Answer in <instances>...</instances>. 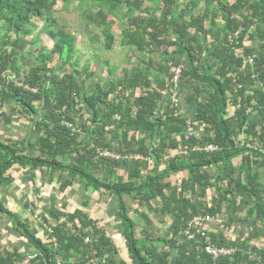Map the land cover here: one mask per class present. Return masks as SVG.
<instances>
[{"label":"trees","instance_id":"16d2710c","mask_svg":"<svg viewBox=\"0 0 264 264\" xmlns=\"http://www.w3.org/2000/svg\"><path fill=\"white\" fill-rule=\"evenodd\" d=\"M58 1L71 3L0 0V116L10 106L11 118L32 124L27 139L0 140V194L30 171L35 195L44 174L60 195L78 185L104 207L114 201L119 232L113 239L90 213L91 196L64 208L46 200L34 213L42 240L0 200L2 231H14L30 252L0 247V264H211L208 244L235 249L216 264H264V0H95L100 9L84 18L102 27L105 50L114 41L108 18L126 8L120 44L147 56L138 62L151 73L125 69L117 77L106 61L104 85L88 67L80 83L76 38L52 14ZM38 22L52 47L40 48L37 36L33 62L23 66L19 41ZM174 67L185 110L171 102ZM89 79L97 82L87 91ZM205 145L218 150L195 149ZM134 215L145 224L139 240ZM196 216L222 224L194 226Z\"/></svg>","mask_w":264,"mask_h":264},{"label":"rangeland","instance_id":"374dc122","mask_svg":"<svg viewBox=\"0 0 264 264\" xmlns=\"http://www.w3.org/2000/svg\"><path fill=\"white\" fill-rule=\"evenodd\" d=\"M181 1L182 0H179L180 5H182ZM99 9L100 7L97 5L95 0H71V3L66 6L58 1L53 7L52 14L59 28L65 30L66 32L72 33L76 38L74 59L78 61L77 68L75 69L77 71L76 75L80 80V83L83 79L80 71L82 68L88 67L89 71L95 73L100 77L101 80H103L98 82L104 85L106 83L104 79L108 75V66L105 64L106 61L109 63V68L116 74L117 77H121L122 71L125 69L130 71L137 69L143 74H148L149 72L145 70V67L140 62H138V57L146 59L147 56L139 55L134 50L125 48L120 44V33L127 26V21L125 18L127 14L126 8L116 10L108 18L112 22V33L114 35V41L110 51H106L104 48L105 38L102 27H97L95 24L84 18V11L95 13ZM200 9H198V11H200ZM41 27L42 24L38 22L37 28L32 31V34L27 39H21L19 41L20 45L23 46V56L21 57L23 66H28L33 62V59L36 55V49L38 47L33 45V42L37 36H39V39L38 37L37 39L40 43V48H44L46 51H49L52 47V41L48 39L46 32L41 31V35L38 34V31L41 29ZM17 52L20 53L19 50H17ZM53 59L56 60L55 55ZM74 59L72 60L74 61ZM93 79H89L87 81L83 80L84 88L87 91H90L93 88L94 83L97 82ZM179 99L181 100L182 98L180 97ZM182 108H186V104H184V102H182ZM4 110L6 113L9 112V115L8 117L0 116V140L6 142H19L27 139L29 137L30 127L32 126L27 116L20 117L17 115L16 117L11 118V107L7 106L4 108ZM253 117L256 118V115L252 116V118ZM194 127H196L193 128V130L197 136L204 134L202 126H198V128L195 125ZM184 138L185 136L183 135L182 139ZM31 141H34V138H32ZM211 172H213V170ZM29 173L30 171L17 173L15 183L11 186H8L1 192L0 200L6 204L10 211L22 216L25 222L30 224L31 229L37 234L39 238L46 240V236L39 228V219L35 217V215L40 212L42 201L46 202L47 200L55 202L56 204H59L58 207L64 208L62 205L63 203L66 205H73L75 202L80 206L87 196H91L92 201L90 206H88L90 213L103 222V226L107 229L109 235L114 239V223L110 218L111 216L107 214L111 207L114 208L115 212L116 206L114 205V201L111 202L112 205L109 203L104 207L103 199L100 200L95 193H85L78 185H76V190H72L71 192L68 191L60 195L57 192L58 185L56 183L50 185L48 177H46L44 174L37 175L38 179L37 185H35V187L37 186L41 190L34 195V186L28 181ZM58 176V173L53 174V178L55 180L58 178ZM63 178L64 176L62 177V180ZM214 195L215 194L212 189L207 192L208 203L211 202V198H213ZM126 203H128L130 206L134 205L130 198L126 199ZM26 205H32L33 207L30 208ZM245 224L247 226L251 225L250 222H246ZM4 225L5 222L0 220V247L3 248L4 251H9L11 248L17 247L18 249H22V251L30 255V252H28V246L24 245V242L18 238L14 231L10 233L2 231ZM163 227L166 228V226ZM158 230H160V228ZM229 237H233V235H229ZM123 252L124 251H122L121 254H123ZM121 257L128 263L126 255H121Z\"/></svg>","mask_w":264,"mask_h":264},{"label":"built area","instance_id":"2783aa9c","mask_svg":"<svg viewBox=\"0 0 264 264\" xmlns=\"http://www.w3.org/2000/svg\"><path fill=\"white\" fill-rule=\"evenodd\" d=\"M256 53H253L250 57L247 58L246 63H248L249 65H252L254 57H255ZM172 80H171V84H172V91H178L179 90V77L181 74V69L180 67H174L172 68ZM171 102L174 103V97H171ZM189 136V134H188ZM198 151H205V152H215L218 150V147L214 146V145H205L203 147H197L195 148ZM102 155H109L108 153H104ZM119 156H114V159H119ZM132 160H136L139 157H130ZM210 223L216 226H220L222 224V220L220 218H215V217H210V216H196L193 218V220L191 221V223L194 226H201L203 223ZM191 237V236H190ZM205 253L210 257L212 263L211 264H216L217 260L220 257H229L231 255L234 254L235 249L234 248H230V247H224V246H216V245H210L208 244L205 247ZM31 257H28L24 263H27L28 259H30Z\"/></svg>","mask_w":264,"mask_h":264},{"label":"crops","instance_id":"0c3cea01","mask_svg":"<svg viewBox=\"0 0 264 264\" xmlns=\"http://www.w3.org/2000/svg\"><path fill=\"white\" fill-rule=\"evenodd\" d=\"M217 26H220V23H217ZM179 92H180V89L178 90V92L176 93V95L174 96V103L176 104V105H181L182 106V102H183V100L181 99H179L180 98V95H179ZM178 94V95H177ZM111 204V203H110ZM133 204H134V202H133ZM112 205V204H111ZM135 206V204L133 205V206H130V205H128V207L130 208L129 209V212H132L133 211V209L135 208L134 207ZM112 210V211H111ZM113 213H114V208L113 207H111V209H110V211H108L107 212V214L109 215V216H112L113 215ZM133 218H134V220H135V225H136V229H135V236H136V238L139 240V239H142V236H141V231H142V229L144 228V226H145V224H144V222H143V220L142 219H140V218H138L136 215H134L133 216ZM164 225H160V224H158L157 222H155V227L157 228V230L160 228H164L163 227ZM114 229H115V232H119V225H115L114 224ZM137 231H138V233H137ZM117 240H120L119 238H117L115 241L117 242ZM120 243V241L118 242V244Z\"/></svg>","mask_w":264,"mask_h":264}]
</instances>
